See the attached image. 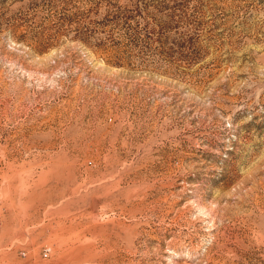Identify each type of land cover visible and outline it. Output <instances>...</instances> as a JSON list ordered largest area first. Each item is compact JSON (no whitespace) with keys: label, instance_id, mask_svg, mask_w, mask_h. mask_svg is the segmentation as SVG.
Instances as JSON below:
<instances>
[{"label":"rangeland","instance_id":"obj_1","mask_svg":"<svg viewBox=\"0 0 264 264\" xmlns=\"http://www.w3.org/2000/svg\"><path fill=\"white\" fill-rule=\"evenodd\" d=\"M0 264H264V0H0Z\"/></svg>","mask_w":264,"mask_h":264}]
</instances>
